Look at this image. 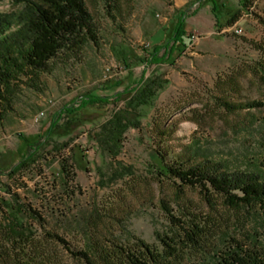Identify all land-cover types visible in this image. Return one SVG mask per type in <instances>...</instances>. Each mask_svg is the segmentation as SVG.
<instances>
[{"label": "rangeland", "instance_id": "rangeland-1", "mask_svg": "<svg viewBox=\"0 0 264 264\" xmlns=\"http://www.w3.org/2000/svg\"><path fill=\"white\" fill-rule=\"evenodd\" d=\"M84 1L97 44L87 39L61 52L47 70L14 82L12 102L0 122V162L20 157L27 142L43 136L57 113L80 103L85 93L109 94L102 83L125 77L124 63L143 56L145 42L161 39L179 9L190 14L199 7V0ZM200 1L199 12L188 18L192 45L175 53L174 65L159 66L170 83L140 128L124 131L116 153L109 154L93 138L114 105L83 110L85 122L65 150L72 147L76 166L70 200L57 196L58 161L48 154L42 175H21L26 190L0 174V199L9 198L11 187L22 203L43 214L48 230L61 234L72 249L89 250L94 264H130L121 248L147 264H215V254L231 237L264 246V204L233 206L223 193L184 185L164 167L179 162L185 168L264 174V106L233 112L224 104L264 102V75L257 72L264 63V0L234 25L241 33L218 32L211 3ZM23 6L21 0H0V12L17 13ZM143 70L144 65L133 68L136 77ZM157 151L165 153V164ZM42 243L48 258L36 264H85L46 235Z\"/></svg>", "mask_w": 264, "mask_h": 264}, {"label": "trees", "instance_id": "trees-1", "mask_svg": "<svg viewBox=\"0 0 264 264\" xmlns=\"http://www.w3.org/2000/svg\"><path fill=\"white\" fill-rule=\"evenodd\" d=\"M257 1L237 0L231 6L219 3L220 0H208L215 20L214 27L220 33L231 31L223 32L224 29L237 25L243 13H252ZM21 2H24L23 9L17 13L0 12V122L10 107L14 82L19 77L47 70L61 52L76 49L87 39L97 44L92 15L84 0ZM197 2L200 7L201 1ZM199 7L190 14L187 9H179L170 18L161 39L153 45L149 42V46H143V56L124 63L127 68L125 77L102 83V88L109 94H98L96 89L82 95L77 105H66L52 119L43 136L27 142L20 157L13 154L0 162V174H7L13 181L20 182V186L26 190L28 184L20 181L21 175L34 172L42 175L43 161L50 160L48 154L58 161L57 183L59 182L60 192L57 196L62 202L70 200L75 193L73 184L76 182V166L70 152L72 147L69 152L65 150L71 144L73 133L85 122L83 110L99 105H114L110 117L99 124V130L93 138L109 154L116 153L124 131L140 128L142 118L154 107L160 93L170 83V79L159 71V66L174 65L175 53H183L192 45L193 34L187 28L188 18L196 15ZM136 65H144V70L138 77L133 71ZM259 68L258 74L261 72L264 75V63H259ZM224 104L233 112L235 109L264 106V102L257 100L237 105L227 102ZM61 137L68 139L60 141ZM157 155L165 164V153L157 151ZM164 167L166 172L184 185L201 186L207 191L210 186L223 193L233 206L264 204V174L258 169L217 171L214 167L210 169L201 165L185 168L179 162L174 165L165 164ZM6 192L9 198L0 199V261L4 260L6 264L46 262L48 257L42 243L46 235L50 240L64 245L85 264H94L89 250L72 249L66 238L46 228V218L37 208L22 203L20 194L11 187ZM175 220L181 222L176 218ZM195 227L197 228L196 225ZM191 235L190 239L194 241V233L191 232ZM121 249L126 252L130 264H147L134 253ZM215 259V264H264V246H249L231 237L229 241H224L223 247L215 254Z\"/></svg>", "mask_w": 264, "mask_h": 264}, {"label": "built area", "instance_id": "built-area-1", "mask_svg": "<svg viewBox=\"0 0 264 264\" xmlns=\"http://www.w3.org/2000/svg\"><path fill=\"white\" fill-rule=\"evenodd\" d=\"M227 30H233L236 33H241L242 32V28L238 27V26H232L231 28L224 29L223 32H225ZM193 38H194V35H193ZM149 44H150L149 42H145L144 46H149ZM42 114H44L43 111L40 113V115H42Z\"/></svg>", "mask_w": 264, "mask_h": 264}]
</instances>
